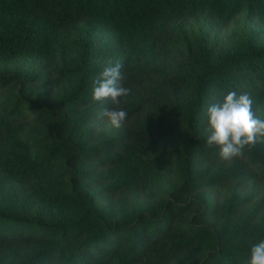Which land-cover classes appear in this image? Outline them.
<instances>
[{
  "label": "trees",
  "instance_id": "1",
  "mask_svg": "<svg viewBox=\"0 0 264 264\" xmlns=\"http://www.w3.org/2000/svg\"><path fill=\"white\" fill-rule=\"evenodd\" d=\"M230 91L264 119V0H0V264H247L264 142L205 147Z\"/></svg>",
  "mask_w": 264,
  "mask_h": 264
},
{
  "label": "clouds",
  "instance_id": "2",
  "mask_svg": "<svg viewBox=\"0 0 264 264\" xmlns=\"http://www.w3.org/2000/svg\"><path fill=\"white\" fill-rule=\"evenodd\" d=\"M122 62L109 61L107 65L92 78V101L109 100L119 106L122 97L130 94L120 80ZM253 99L248 93L237 94L230 91L221 103H214L206 110L207 136L206 149L218 150L219 159L229 162L251 151L257 144L264 142V119L253 111ZM112 128H120L127 120L128 112L119 107L102 113ZM247 264H264V240L254 243L249 249Z\"/></svg>",
  "mask_w": 264,
  "mask_h": 264
}]
</instances>
